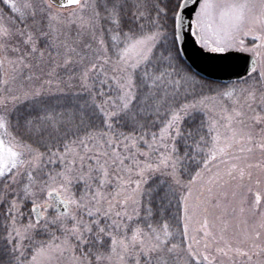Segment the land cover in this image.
<instances>
[{
	"label": "snow or ice",
	"instance_id": "1",
	"mask_svg": "<svg viewBox=\"0 0 264 264\" xmlns=\"http://www.w3.org/2000/svg\"><path fill=\"white\" fill-rule=\"evenodd\" d=\"M0 264H264V0H0Z\"/></svg>",
	"mask_w": 264,
	"mask_h": 264
}]
</instances>
